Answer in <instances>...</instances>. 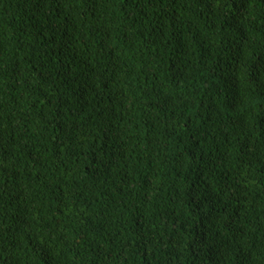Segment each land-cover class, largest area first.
<instances>
[{"label": "trees", "instance_id": "obj_1", "mask_svg": "<svg viewBox=\"0 0 264 264\" xmlns=\"http://www.w3.org/2000/svg\"><path fill=\"white\" fill-rule=\"evenodd\" d=\"M0 264H264V0H0Z\"/></svg>", "mask_w": 264, "mask_h": 264}]
</instances>
